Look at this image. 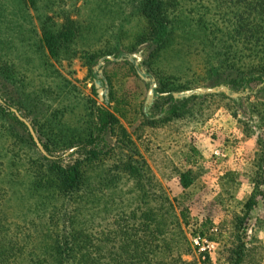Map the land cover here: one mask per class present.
I'll return each instance as SVG.
<instances>
[{"label": "rangeland", "instance_id": "rangeland-1", "mask_svg": "<svg viewBox=\"0 0 264 264\" xmlns=\"http://www.w3.org/2000/svg\"><path fill=\"white\" fill-rule=\"evenodd\" d=\"M205 1L180 2L186 9L194 4L202 9ZM133 11L129 0H36L33 6L27 0H0V63L6 65L0 70V106L7 113L0 117V169L21 171L13 182L6 173L1 177L7 188L0 207L8 236L17 235L24 248L30 247L37 238L50 241L44 234L53 235L61 224L48 228V203L37 205L47 200L29 187L28 159L37 156L36 151L43 153L36 143L35 151L7 136L1 122L30 133L28 122L46 156L66 164L83 150L72 146L47 151L32 121L56 111L58 119L77 122L86 102L113 112L134 148L110 151L114 141L98 137L87 147L94 150L89 154L88 202L78 208L74 198L63 206L55 201L53 221L62 213H75L95 235L108 234L110 256L105 261L116 250L113 231L122 228L136 238L152 233L149 249H155L156 242L164 244L155 250L158 259L166 257L168 263L180 257L197 264H264V81H248L249 91L237 100L208 88L195 98L170 99L167 86L241 87L239 76L227 68L207 80V58L200 44L178 36L161 54L157 72L147 63L154 43H144L148 48L137 63L152 74V85L136 75L128 61L103 63L99 71L109 79L111 93L109 105L103 104L93 90L91 68L102 54L131 51L136 34L147 26ZM67 19L75 23L73 39L57 58L51 57L40 42V25H61ZM130 160L141 162L146 175L125 171L123 164ZM184 173L191 180L185 188L180 184ZM251 196L255 205L248 210L245 202ZM142 221L148 225L143 232L138 225Z\"/></svg>", "mask_w": 264, "mask_h": 264}, {"label": "trees", "instance_id": "trees-1", "mask_svg": "<svg viewBox=\"0 0 264 264\" xmlns=\"http://www.w3.org/2000/svg\"><path fill=\"white\" fill-rule=\"evenodd\" d=\"M129 1L133 3V13L143 16L147 26L136 34L133 48L129 53L123 54L118 51L116 54H102L91 68L93 90L103 104L109 105L111 94L108 87L109 79L99 71L103 63L110 60L128 61L134 73L152 85L155 82L152 74L141 69L137 63L139 58L140 61L143 59L142 51L148 48L144 43H154V47L147 54V63L157 72L160 71L156 65L161 54L175 43L178 36L185 40H196L200 44V50L205 52L207 58V80L220 74L222 68L224 70L227 68L239 76L238 82L241 87L240 90H235L225 85L199 89L190 85L167 86L164 91L168 93L170 99L176 101L195 98L204 94L205 88H208L209 92L210 90L220 92L237 100L249 91L246 87L248 81H264V0H207L202 9L197 8L195 4L188 9L183 8L181 0ZM27 2L32 6L36 4V0ZM67 20L68 22L61 25L53 23L40 25V42L51 57L57 58L61 48L67 47L73 39L75 23L73 20ZM4 67L6 65L0 63V70ZM171 84L173 83H168ZM151 91L155 93L154 88ZM80 107V118L74 123L58 119L56 111L54 116L42 121L40 117H35L32 121L47 151H58L72 146L83 150L81 157L66 164L37 152L29 132H21L13 123L8 122L5 125L1 122L3 132L7 136L26 143L36 151L37 156L28 159L30 163L25 167L30 176L29 187L32 191L42 193L43 198L47 200L40 201L37 205L45 206L48 203L49 214L45 217L48 228L50 225H58V222L61 228L53 235L50 231L44 234L50 241L45 242L44 239L37 238L31 241L33 243L30 247L24 248L21 245L22 240L19 241L17 235L8 236L0 207V264H197L181 260L180 257L172 259L170 263L166 261V257L158 259L155 249L160 250L165 245L156 242L154 245L156 248L150 250L152 233L147 231L136 238V233L122 228L113 231L112 238L116 240L113 246L117 244L116 250L111 252L114 258L105 261L109 254L106 253V243L110 242L108 234L95 235L85 222H80L75 213L71 215L69 212L62 213L53 221L58 207L54 204L55 201L61 202L60 206H63L66 201L74 198L78 202V208L80 202H88L91 193L88 179L92 170V158L89 154L94 153V150L87 147L94 145L98 137L104 139L108 136L114 141L113 146L109 148L110 151L118 148L117 150L122 152L134 148L126 129L113 112L103 106L92 103L88 105L86 102ZM0 117H7L1 106ZM151 121L155 119L151 118ZM15 155L17 152L11 155L12 163H15ZM122 168L131 176L146 175L139 161L130 160L129 163L123 164ZM2 170L3 168L0 169V204L7 193V188L1 183V177L6 173L8 181L13 182L21 174L19 170L14 171L6 167L4 168L6 171ZM186 176L184 173L180 177L183 188L191 183L190 178ZM254 205L255 201L251 196L245 202V207L250 210ZM142 217L148 219L145 212ZM53 222L56 224H52ZM138 225L142 226V232L148 226L145 221ZM44 235L42 236L45 237ZM153 237L158 238L155 233ZM20 257L25 261L22 262Z\"/></svg>", "mask_w": 264, "mask_h": 264}, {"label": "water", "instance_id": "water-1", "mask_svg": "<svg viewBox=\"0 0 264 264\" xmlns=\"http://www.w3.org/2000/svg\"><path fill=\"white\" fill-rule=\"evenodd\" d=\"M21 119H22V118H21ZM22 120L25 121L24 119H22ZM25 123L28 125L29 130H30V133H31V135H32V137H33V140L35 141L37 147L39 148V150H40L44 155H46V152H45V150L43 149L41 143L38 141V138H37L36 135L34 134V131H33L32 128L29 126L28 122L25 121Z\"/></svg>", "mask_w": 264, "mask_h": 264}]
</instances>
